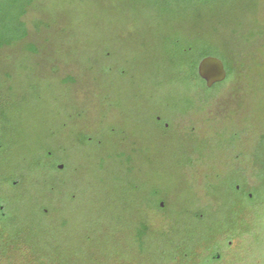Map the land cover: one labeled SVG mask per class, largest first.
Returning a JSON list of instances; mask_svg holds the SVG:
<instances>
[{"label": "rangeland", "instance_id": "rangeland-1", "mask_svg": "<svg viewBox=\"0 0 264 264\" xmlns=\"http://www.w3.org/2000/svg\"><path fill=\"white\" fill-rule=\"evenodd\" d=\"M20 21L0 47V178L19 182L0 179V264H264V0H32ZM205 53L232 69L210 88ZM234 211L242 231L210 236Z\"/></svg>", "mask_w": 264, "mask_h": 264}, {"label": "flooded vegetation", "instance_id": "flooded-vegetation-1", "mask_svg": "<svg viewBox=\"0 0 264 264\" xmlns=\"http://www.w3.org/2000/svg\"><path fill=\"white\" fill-rule=\"evenodd\" d=\"M157 120H159V118H157ZM1 147H2V144L0 143V149H1ZM47 169H50V170L51 169H54V170L57 171V170L62 169V165H57V164L52 165L51 164V165H48L47 166ZM5 176H6V178H4ZM4 177H3L4 179H2V178H0V179H1V182L4 181L5 183H8L7 184L8 185L7 187H11V186H15L16 187V185L19 183L17 179L11 181L8 178V175H4ZM234 189L239 192V196H240V198H241L242 201L240 202V200H239L240 198H239L235 202V204L233 205V208L234 209H243V208L247 207L249 204L246 203V200H248L250 198V196H251L250 193H249V187L247 185L245 187V186H242L240 184L238 185V183H235ZM263 200L264 199L262 198V200L260 199V200H258L256 202H261V204H263V202H264ZM9 201L10 200H9L8 196L6 195V191L5 190L0 191V222H2V223L8 222L10 220V208H9V206L7 204ZM234 212H235L234 221L236 222V226L235 227L234 226H231V225L230 226H225V228L222 227L218 231H216L214 233H211L209 235L210 236L211 235H216V234H218V233H220L222 231H228L231 234L234 233V232H237L238 233V232L242 231L241 228L244 227L243 220H242L241 217L240 218L236 217V212L237 211H234ZM262 213H263V211H262ZM259 225H261L263 227L264 223H259ZM260 231H261V228H260ZM13 232H14V229H12L11 233H13ZM258 234H259V232H257L254 235V239L258 236ZM227 236L229 237V238H227V241H226L227 242V246H230L231 243H232V241L230 239L231 238L230 236H232V235H227ZM217 245H219V244L217 243ZM217 245L215 244V245L212 246L213 247V249L211 250L212 253H211L210 257H207L205 259L206 262H210V260L211 261H215V262H219V260L221 261V259H223L226 256L224 253L221 252V250H219V249H221L222 246H217ZM228 262L230 263L231 260L230 261L227 260L226 263H228Z\"/></svg>", "mask_w": 264, "mask_h": 264}, {"label": "trees", "instance_id": "trees-1", "mask_svg": "<svg viewBox=\"0 0 264 264\" xmlns=\"http://www.w3.org/2000/svg\"><path fill=\"white\" fill-rule=\"evenodd\" d=\"M16 1L18 0H13V3H15ZM19 1L21 2V0ZM25 1H26L25 4H20V8L16 12V14L13 15L4 14L0 16V47L12 45L13 43L21 40L25 36V28L23 23L20 21V18L24 13V8L29 3H31L32 0H25ZM207 55H209V53H205L201 55L196 61ZM223 64L225 67L226 79H227L232 70L230 66V61L229 64H225V63ZM193 70H194V64H193Z\"/></svg>", "mask_w": 264, "mask_h": 264}, {"label": "water", "instance_id": "water-1", "mask_svg": "<svg viewBox=\"0 0 264 264\" xmlns=\"http://www.w3.org/2000/svg\"><path fill=\"white\" fill-rule=\"evenodd\" d=\"M197 74L205 86H211L225 79L226 71L223 61L216 56H205L197 64Z\"/></svg>", "mask_w": 264, "mask_h": 264}]
</instances>
